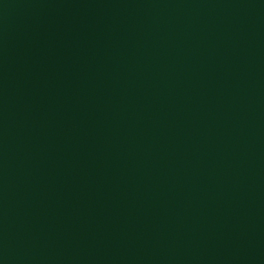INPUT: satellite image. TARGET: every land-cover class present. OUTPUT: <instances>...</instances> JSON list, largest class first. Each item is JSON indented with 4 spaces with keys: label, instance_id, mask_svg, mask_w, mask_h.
<instances>
[{
    "label": "water",
    "instance_id": "95a60500",
    "mask_svg": "<svg viewBox=\"0 0 264 264\" xmlns=\"http://www.w3.org/2000/svg\"><path fill=\"white\" fill-rule=\"evenodd\" d=\"M0 264H264V0H0Z\"/></svg>",
    "mask_w": 264,
    "mask_h": 264
}]
</instances>
